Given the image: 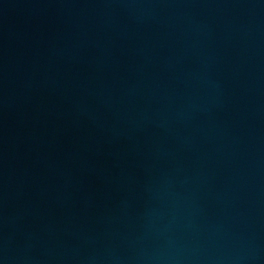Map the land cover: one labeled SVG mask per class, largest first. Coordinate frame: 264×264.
<instances>
[{
	"label": "water",
	"instance_id": "95a60500",
	"mask_svg": "<svg viewBox=\"0 0 264 264\" xmlns=\"http://www.w3.org/2000/svg\"><path fill=\"white\" fill-rule=\"evenodd\" d=\"M81 264H264V0H241Z\"/></svg>",
	"mask_w": 264,
	"mask_h": 264
}]
</instances>
